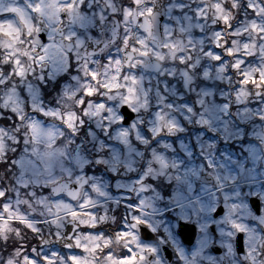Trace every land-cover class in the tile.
I'll use <instances>...</instances> for the list:
<instances>
[{
	"label": "snow or ice",
	"instance_id": "1",
	"mask_svg": "<svg viewBox=\"0 0 264 264\" xmlns=\"http://www.w3.org/2000/svg\"><path fill=\"white\" fill-rule=\"evenodd\" d=\"M0 264H264V0H0Z\"/></svg>",
	"mask_w": 264,
	"mask_h": 264
}]
</instances>
